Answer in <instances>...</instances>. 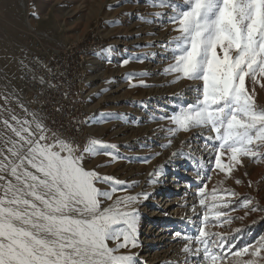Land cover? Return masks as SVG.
Returning <instances> with one entry per match:
<instances>
[{"label":"rangeland","instance_id":"obj_1","mask_svg":"<svg viewBox=\"0 0 264 264\" xmlns=\"http://www.w3.org/2000/svg\"><path fill=\"white\" fill-rule=\"evenodd\" d=\"M167 2L187 7L186 0ZM152 5L153 0H0V149L6 152L11 142L18 141L12 128L36 131L39 123L23 97L21 35L32 29L46 42H85L93 29L97 43L90 50V116L84 125L90 139L115 148L100 149L111 156L86 157L84 167L124 182L96 185L110 193L113 188L120 189L112 193L111 200L103 202L104 207L118 198L138 196L130 206L138 213V246L121 249L118 254H133L136 264H186V260L197 259L206 264L203 254L199 258L188 257L181 249L187 243L182 236H198L208 214L205 231L218 234L212 239L223 241V254L227 257L218 264H242L245 260L264 264V251L252 257V247L239 257L229 254L256 246L264 237V143L250 146L259 145L256 158L240 156L238 164L231 160L230 152L221 150V162L226 166L221 171L215 167V149L220 142L208 139L216 133L208 128L178 131L174 135L169 131L175 125L162 117H170L182 106L195 103L196 89L202 88V82H173L176 74L164 72L174 63L169 42L179 32L174 31L177 25L169 22L174 9ZM245 85L250 93L254 90L256 106L264 109V77L259 73L256 81L246 77ZM170 169L174 172L168 173ZM196 170L200 178L190 179L189 174ZM177 187L182 191L175 195ZM159 188H165L168 194L155 195ZM194 189L197 191L192 193ZM200 189L204 191L201 193ZM189 192L193 202L190 209L179 208L183 216L177 221L172 215L176 206L167 209V204L186 198ZM202 197L204 205L200 204ZM217 212L221 215L216 216ZM177 232L181 237L175 235ZM109 246L115 245L109 242ZM213 251L222 250L214 247ZM157 256L167 261L159 263Z\"/></svg>","mask_w":264,"mask_h":264},{"label":"snow or ice","instance_id":"obj_2","mask_svg":"<svg viewBox=\"0 0 264 264\" xmlns=\"http://www.w3.org/2000/svg\"><path fill=\"white\" fill-rule=\"evenodd\" d=\"M186 5L181 8L167 0H153V7L174 9L169 22L177 25L174 31L179 32L169 42L174 63L164 72L176 74L173 82H202V88L196 89L195 103L162 118L175 125L169 130L173 135L194 128L216 133L208 139L220 142L215 149V167L225 171L221 150L230 152L231 160L238 164L240 156L256 158L259 145L250 146L264 143V109L256 106L254 90L250 93L245 85L246 77L253 81L257 73L264 77V0H186ZM12 131L18 141L11 142L6 152L0 149V264H136L133 254L118 253L138 246V213L130 207L138 196L118 198L104 207L103 202L120 189L113 188L110 193L96 185L124 182L84 167L86 157L111 156L100 149L115 145L90 139L80 149L66 140L50 141L40 123L36 131L28 127ZM200 204H205V198ZM204 222L198 236H182L187 243L181 250L188 257L203 254L206 264H218L227 258L224 243L212 239L218 234L205 231L208 214ZM214 247L222 251L217 253ZM249 247L253 248L250 255L257 257L264 251V237L256 246L229 254L239 257L249 253ZM186 264L200 262L186 260Z\"/></svg>","mask_w":264,"mask_h":264},{"label":"built area","instance_id":"obj_3","mask_svg":"<svg viewBox=\"0 0 264 264\" xmlns=\"http://www.w3.org/2000/svg\"><path fill=\"white\" fill-rule=\"evenodd\" d=\"M85 42H46L32 29L21 35L19 58L23 97L30 112L44 126L50 141L72 142L82 149L90 140L84 123L90 116L88 65L97 43L93 29Z\"/></svg>","mask_w":264,"mask_h":264},{"label":"bare ground","instance_id":"obj_4","mask_svg":"<svg viewBox=\"0 0 264 264\" xmlns=\"http://www.w3.org/2000/svg\"><path fill=\"white\" fill-rule=\"evenodd\" d=\"M3 7V6H2ZM199 170H196V171H192V173L191 174H189V178L190 179H194V178H197V179H199L200 178V173L198 172ZM172 172H174V170L172 169H170L169 171H168V173H172ZM199 173V174H198ZM170 177L171 176H169L168 178H167V181H169V179H170ZM160 189V188H159ZM164 189V190H163ZM182 188H180V189H178V187L176 188V190H175V195H176V193L177 192H181L182 190H181ZM197 190H195L194 189V191H192V193H195ZM162 192H164V193H167V192H169V191H165V188H162V189H160L159 191H157V193L155 194V195H161L162 194ZM192 193H190L189 192V194H188V196L185 198V197H182V198H180V199H178L179 201H175L174 203H172V204H167V209H170V208H172L173 206L175 207L176 206V209L173 211V213H172V215L174 216V218H175V220H177V221H180L181 219H182V216H183V214H182V211L181 210H179V208L180 207H182V206H189V209H190V205L192 204V202H193V199H192V196L191 195H193ZM168 194V193H167ZM181 196H185V195H181ZM170 201V200H169ZM168 200H167V202H169ZM173 207V208H174ZM155 212V211H154ZM194 217V216H193ZM192 218V217H191ZM151 219V218H150ZM175 220H174V222H175ZM174 222L172 223L173 225H175L174 224ZM176 226V225H175ZM163 239V238H162ZM158 244H160V243H158ZM157 259L159 260L158 262L159 263H161V261L163 260V261H167V258H165V257H163L162 259H161V257L160 256H157Z\"/></svg>","mask_w":264,"mask_h":264},{"label":"crops","instance_id":"obj_5","mask_svg":"<svg viewBox=\"0 0 264 264\" xmlns=\"http://www.w3.org/2000/svg\"><path fill=\"white\" fill-rule=\"evenodd\" d=\"M90 66H91V62L89 63V65H88V71H89V69H90ZM88 71H87V73H88ZM88 76V75H87Z\"/></svg>","mask_w":264,"mask_h":264}]
</instances>
